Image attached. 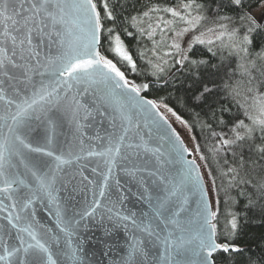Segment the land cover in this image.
<instances>
[{"label": "water", "instance_id": "water-1", "mask_svg": "<svg viewBox=\"0 0 264 264\" xmlns=\"http://www.w3.org/2000/svg\"><path fill=\"white\" fill-rule=\"evenodd\" d=\"M57 47L53 44L49 49L46 44L42 45L39 49L41 61L46 55H55ZM41 71L44 69L32 74L31 82L25 80L19 70L10 69V75L15 77L11 80L0 74V96L3 97L0 99V116L15 114L16 104L31 98L41 82L51 85L57 79L50 71L41 76L38 74ZM65 91L61 87L60 95L64 96ZM110 93L111 84L98 77L95 83H74L67 90V97L76 96L88 107L91 115L87 119L83 111L74 119L63 101L60 104L42 101L43 110L32 111L26 118L18 134L25 143L43 148L45 152L52 151L54 156L31 152L16 142L20 154L12 156L6 175L9 179L23 180L24 185H12L11 198L0 192V235L7 231L15 236L18 228L30 225L41 242L49 247L57 264H162L160 257L164 248L157 235L162 238L171 233L174 241L179 242L180 237L191 241L182 249L172 250L174 260L179 264H199L207 255L206 251L200 256L194 255L199 243L197 233L207 231L203 202L207 201L209 211L214 212L201 164L156 102L157 108L136 103V100L152 99L140 92L139 97L131 94L135 99L130 100L122 95V90L116 89L120 96L117 104L111 101ZM9 100L13 101L11 105ZM122 115L127 119H122ZM7 125H12L10 119L0 120V139L10 137ZM125 129L128 130L126 134ZM119 136H124L119 155L115 152L96 154L105 152L110 146V138L114 147ZM177 148H181L179 154ZM55 156L68 162L61 163L56 169ZM186 161H195L191 175L199 172L203 195L188 178ZM32 171L55 176L51 188L55 200L46 191L38 190ZM3 186L0 178V187ZM173 187L179 189L178 195L171 197L157 216L160 201ZM180 209V214L175 216ZM9 216L17 228L9 224ZM16 216L20 219L16 220ZM173 219L178 221L179 227L169 222ZM209 219L214 224V218ZM144 226H149L154 234L149 236L142 231ZM21 235L30 239L27 233ZM132 237L143 242L141 247L146 256L130 258ZM214 240L221 244L216 238V229ZM220 251L223 249H216L208 258L211 264H215L213 256ZM73 252L78 258L75 261ZM39 257L46 260L42 253ZM0 264L4 262L0 261Z\"/></svg>", "mask_w": 264, "mask_h": 264}, {"label": "snow or ice", "instance_id": "snow-or-ice-1", "mask_svg": "<svg viewBox=\"0 0 264 264\" xmlns=\"http://www.w3.org/2000/svg\"><path fill=\"white\" fill-rule=\"evenodd\" d=\"M230 3L238 8L243 6V0H230ZM194 4L195 0H190V3L185 4L184 7L190 9ZM201 7L202 5L195 4L197 10ZM168 11H172L173 16L179 15L171 9H168ZM188 16L191 18L185 20V22L191 28H196L205 19L204 16L199 14L191 16V12L188 13ZM180 19L184 20L185 18L181 16ZM224 19L228 20L231 27H229V24H220L219 27L223 31L217 36V39L221 40L222 47L227 48L230 55L237 58V68L241 75L251 76L252 71L257 66L256 62L258 60L264 61V46L255 53L252 51L253 34L264 31V24L258 22L250 13L242 14L236 20L231 17ZM115 21L116 17L109 6L108 0H0V74L11 80L15 77L10 75V69L19 70L23 78L31 82L32 74L43 68L44 71L39 72V75L44 76L46 72L50 71L51 75L57 78L51 85H45L41 82L40 87L33 93L31 98L16 104L17 111L15 114L0 116V120L7 121L10 119L12 121V125H7L11 139L9 136L0 139V178L3 179L4 184L3 187H0V192L9 194L8 198H11L12 185L17 183L24 185L23 180L9 179L6 175V167L11 166L12 156L20 154L16 149V142L31 152L45 153L49 157L54 156L52 151L45 152L43 148L32 147L30 144L25 143L24 139L18 134V129L25 125L26 118L30 117L32 111L43 110L42 101L48 104H60L63 101L66 110L72 112L74 119L79 116L81 111L84 113V118L87 119L91 115L88 107L82 104L76 96L70 99L67 97V90H70L74 83H95L98 77L101 81L111 84L110 98L113 103L117 104L120 101V96L116 93V89L122 90V95L134 100L135 97L131 94L134 93L136 97H139L141 89L146 90L149 87L148 84L137 86L129 82L124 72L117 67V63L108 58L107 55L102 54V41L107 39L109 41L107 51L113 53L120 60L127 61L133 69L136 67L132 57L126 51L120 35L115 34V28L106 27L108 22L115 23ZM133 21L135 22V18H133ZM188 30V28L184 29L185 32ZM209 31L213 30L209 29ZM105 32L107 33L106 36ZM225 37L227 38L226 41ZM198 42L205 43L204 40H198ZM45 44L49 49L53 44H57L58 47L55 55H46L42 62L39 49ZM175 47L179 49L178 44ZM183 59H187V57H183ZM182 60L178 63H182ZM33 61H35V65ZM193 63L196 62L193 61ZM60 77H67V79L60 80ZM49 87H51V90H49ZM61 87L66 89L64 96L60 95L59 89ZM84 91H87V89ZM205 91H209V89H205ZM232 91L235 95H239L238 85L233 87ZM0 99H3V97L0 96ZM12 103V100L8 101L9 105ZM136 103H143L150 105L152 108H157L155 101L152 100L141 99L136 100ZM165 107L167 106L165 105ZM258 110L261 117H264V100L258 103ZM168 111L171 112L172 109L169 108ZM172 114L176 115L174 112ZM244 115L251 123L246 124L243 119H237L231 128L234 138L222 139V146H239L245 141H255L258 133L260 139L264 141V118L252 116L247 111ZM37 119H39V116H37ZM122 119H127V117L122 115ZM177 119L180 118L177 117ZM127 131L125 129V134ZM123 140L124 136L117 137L113 147L110 138V146L105 152L96 154L107 155L115 152L116 155H119ZM181 148L176 149L178 154ZM183 150L186 151V149ZM257 151L264 154V143L257 145ZM92 154L89 153V155ZM54 161L56 169H59L61 163L68 162L63 160L61 156H55ZM185 163L188 165V178L203 195L199 172L197 171L194 176L191 175L195 161H186ZM32 176L36 179L38 190L46 191L48 196L55 200L51 191L55 176L49 177L47 173L38 175L35 171H32ZM178 192L179 189L176 187L168 191L167 196L160 201L156 209L157 216L161 215L159 209L163 208L171 197L177 196ZM15 206L13 204V207ZM24 207H27V204ZM180 211L182 209L175 212L174 215L178 216ZM203 213L207 231L202 230L197 233L196 239L199 243L194 255L200 256L201 252L206 251L207 255L199 261V264H211L208 258L212 256L216 249L222 248L224 252H228L230 246L215 242V225L211 224L209 217L214 218L216 213L209 211L207 201L203 202ZM57 215L59 216V211ZM15 219L19 220L20 217L16 216ZM123 219L127 220L129 217ZM12 220L13 218L9 216V224L13 228H17ZM169 222L179 227L177 220L173 219ZM133 224H135V220H133ZM232 227H236L235 221L232 222ZM141 230L148 233L149 236L154 234L149 226H144ZM21 233H27L30 239L26 240ZM171 235L169 233L168 236L162 238L157 235V239L160 240L164 248V253L160 257L162 264H179L174 260L172 250L182 249L186 243H191L190 240H185L184 237H180L179 242L174 241L171 239ZM142 243L141 240L132 237L129 244L130 258L135 255H147L141 247ZM231 250L239 251L234 246L231 247ZM0 251L3 253L0 254V261L4 264H57V260L53 259V253L49 247L41 242V239L38 238L37 233L32 230L30 225L18 228L15 236L7 231L0 235ZM41 253L46 257V260L39 257ZM72 259L74 261L78 259L75 252L72 253Z\"/></svg>", "mask_w": 264, "mask_h": 264}, {"label": "trees", "instance_id": "trees-1", "mask_svg": "<svg viewBox=\"0 0 264 264\" xmlns=\"http://www.w3.org/2000/svg\"><path fill=\"white\" fill-rule=\"evenodd\" d=\"M263 1L243 0V6L238 8L230 0H195L202 7L197 10L194 4L193 8L205 17L204 22L226 23L228 20L224 18L236 20ZM189 2L108 0L116 21L108 22L106 27L115 28L136 67L133 69L127 61L107 51V39L102 41L101 52L117 63L128 81L137 86L148 84L141 92L165 114L174 112L189 131L192 156L201 164L210 188L216 213V238L221 244L239 249L215 253V264H264V154L257 151V145L264 141L258 133L255 141H245L239 146L221 145L222 139L234 138L231 128L237 119L251 123L245 111L257 118L261 115L258 103L264 100V61L256 62L251 76H242L237 58L216 38L211 43H195L186 56L178 57L177 53L172 62L160 67L157 51L165 49L169 41L165 45L157 43L167 34L152 18L169 15L168 9ZM150 29H155L153 36ZM262 46L264 31L253 34V53ZM183 57L187 59L182 60ZM237 85L239 95L232 91Z\"/></svg>", "mask_w": 264, "mask_h": 264}, {"label": "rangeland", "instance_id": "rangeland-1", "mask_svg": "<svg viewBox=\"0 0 264 264\" xmlns=\"http://www.w3.org/2000/svg\"><path fill=\"white\" fill-rule=\"evenodd\" d=\"M184 5L185 4H182L177 8L171 9L176 13H179V15L177 16H173L172 11H168L169 15L167 14L160 15L158 18H152L154 22L158 21L156 26L160 25L161 29L163 31H166L164 34L168 35V36L163 35L162 37H160L157 40L158 41L157 43L165 45L167 40L169 41V44L166 45L165 49L157 51L156 56L157 58L159 56L158 64L160 63V67H164L166 63L172 62L173 59L177 56V53H178V57H182V54L183 56H186L190 48L195 43H197L198 40H204L205 42H208L216 39L217 36L223 31V29L220 28L219 25L229 24V22L207 23L204 22L203 20L196 28H191L185 22V20L191 18L190 16H188V13L191 12V16H196L199 13L193 7L190 9H186ZM250 14L254 18H256L258 22L264 24V1L257 8H255ZM181 16H183L185 19L184 20L180 19ZM229 27H231L230 24ZM186 28L189 29L187 32L184 31V29ZM169 29H171L172 32H170ZM209 29H212L213 31H209ZM149 34L153 36L155 34V29H150ZM177 44L179 45V49L175 47V45ZM162 111L164 112L163 109ZM165 115L175 125V127L178 129V131L182 134V136L186 140L189 148H191L192 138L189 131L186 129L183 123L179 119H177V117L172 113ZM258 118H264V117H261L260 115Z\"/></svg>", "mask_w": 264, "mask_h": 264}]
</instances>
